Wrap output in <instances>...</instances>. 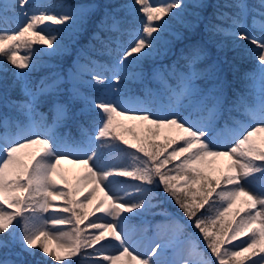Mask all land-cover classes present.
<instances>
[{
    "label": "snow or ice",
    "instance_id": "1",
    "mask_svg": "<svg viewBox=\"0 0 264 264\" xmlns=\"http://www.w3.org/2000/svg\"><path fill=\"white\" fill-rule=\"evenodd\" d=\"M28 4L29 0H12L0 7V24L9 22L10 11L16 14V8L21 10L18 14L21 19L15 30L0 27V72L6 71L5 64L13 65L17 70L14 76L16 81H22L21 89L25 96L23 100L6 102L5 106L15 109L16 116L0 115V249H11L17 243L20 248L18 252L8 253L14 254L17 259L6 256L0 258V264H42L40 260L23 258L24 253L35 257L37 250L45 259L53 257L61 264L82 250L84 258L88 259L90 254L87 249L93 248L106 237H114L121 251L118 255L104 256V260L117 264L124 257H130L133 264H148L168 246L156 244L147 259H142L133 254L134 249L129 250L128 242L121 235L123 230L117 231V223L127 218L122 214L142 209L146 205L154 206L150 196L152 188L148 187L153 185L163 186V191L175 200L191 221L190 226L199 230L206 242V249L210 250L211 255L206 258L205 251L200 249L196 241L189 240L186 258L182 259L181 264H214L213 257L215 264H264V192L254 194L241 183L244 181L254 185L259 180L264 186V35L257 38L246 30L245 21L252 11L246 0H225L223 4H217L214 18L221 23L214 20L205 27L213 35H231L257 45L253 54L258 61V68L255 72L245 74V79L252 81L245 85L247 91L237 93L229 105L225 69L219 63L198 67L206 59L207 51L203 46L193 44L186 55L181 54L191 71L180 76L177 87L171 89L169 104L162 112H152L144 108L141 101L118 96L111 90L86 97L82 95L79 85L83 75H91L97 85L109 79L115 82L126 79L129 67L139 65L141 60L158 51L160 32L167 27V22H159L170 13L176 15L173 9L186 7L184 0H162L158 4L154 0H133L124 7L129 15L135 16L139 6L138 10L144 17L142 26L128 32L133 37L128 47L120 51L117 45V59L112 68L96 65L89 57L86 64H77L67 77L60 72H53L41 78L35 86L30 85L27 77L38 66L39 52L43 49L35 50L34 57L33 45H47L53 52H60L65 47L61 37L41 25L51 22L64 25L65 30L76 28L84 23L91 6H78L49 14L47 8L26 10ZM192 6L205 5L195 3ZM256 15L260 19L254 16L253 25L264 33V0H259ZM107 19L106 16L101 21L102 29L121 31V20L112 15L109 25ZM94 38L99 39V34ZM22 47L29 50L28 56L18 54ZM105 47L110 46L106 44ZM97 68L101 71H97ZM25 69L29 71L25 72ZM121 70L126 74L124 77L120 75ZM109 71L113 73L111 77L104 74ZM164 71L156 75L162 77ZM197 80H203L205 87H199ZM16 81L12 87H15ZM68 84L71 86L66 88ZM77 101H83L84 107L76 110ZM44 103L49 105L52 113L51 125L44 123L47 117L38 111ZM181 108L189 109L188 114L184 115L179 110ZM224 112L229 114L231 123L226 121L223 129H217L216 121ZM233 112L243 119H237L232 115ZM94 113L100 117L99 122L95 120ZM80 116L87 118L95 133L89 135L88 128L81 123L84 139L73 148L66 138L56 135L55 130ZM117 118L147 122V135L142 137L134 126H124ZM41 126L45 128L42 133L37 131ZM165 130L175 135H167L163 141L157 140L156 137ZM125 132L132 133L139 142L128 140ZM118 142L132 149L131 152L122 149L131 162L126 167L101 164L100 149L104 146L119 147ZM220 142L230 144L227 151L216 150L214 145ZM37 145L40 147L36 152H23ZM79 154L87 157L78 161L87 169L84 179L91 180L95 185L84 197L87 204L77 199L76 194L81 191L79 185L75 189L69 186L67 191L60 187L61 182L67 181V176L60 169L61 161ZM223 158L228 161L226 167L219 169V175H214L218 170V162ZM89 161H93L100 170L95 171ZM169 164L174 166L169 168ZM173 172L176 174L172 175ZM116 176L132 177L140 182L132 185L141 197L137 202H132L133 198L127 192L125 203L119 202L125 197L113 190ZM102 185L108 187L113 195L105 192L103 198L94 204L96 198L93 194L97 190L103 191ZM217 188L220 190L217 191ZM213 193L216 194L215 200L212 198ZM66 196L70 197L67 200L69 206L62 211L68 215H53L50 218L42 215L48 212L53 201ZM241 197L244 198L242 201ZM217 202L219 206L213 207ZM238 202L242 204L241 207H236ZM205 205L213 214L202 213L198 216L197 213ZM97 212L102 213L103 217H96ZM90 216L95 219L89 220ZM101 218H110L111 222L97 223L96 220ZM84 221H89L87 228L99 230V234L94 232L88 235L86 229L80 227ZM66 225H71L70 231H51ZM185 227L177 220L174 231L179 235ZM53 235L57 241L63 240L64 243L50 247ZM241 237L246 239L231 248L226 247ZM95 251L102 254L103 248ZM153 264H161L160 259L154 260Z\"/></svg>",
    "mask_w": 264,
    "mask_h": 264
},
{
    "label": "trees",
    "instance_id": "2",
    "mask_svg": "<svg viewBox=\"0 0 264 264\" xmlns=\"http://www.w3.org/2000/svg\"><path fill=\"white\" fill-rule=\"evenodd\" d=\"M161 1V0H157ZM130 0H49V6L52 14L60 13L64 9L76 8L78 6H91L87 15L85 16L84 23L73 28L71 30H66L62 36L65 43L68 42L70 50L59 52L55 54H47L44 50L39 52V64L38 66L31 70L29 76L27 77L30 85L35 86L41 80V78L49 76L53 72H60L65 77L70 69L75 66L76 57L86 56L88 50H95L97 52H102L98 55L101 59L107 61V63L112 66L114 61L117 59L116 49L117 45L120 46V51L122 48L129 46L133 37L128 34L130 30H138L142 26L143 14L139 12V6H137V12L135 16L128 14L127 8L124 7L128 5ZM225 0H184L186 7L181 9H173L176 15L170 13L165 16L159 23L163 24L167 22V27L161 32V41L159 45V51L163 48L167 49L163 59H160L157 55H152L151 57L145 58L140 61V67L145 75V80H148L150 85L153 87L156 85L151 79L150 75L156 69L161 70L163 63H167L169 68L177 70V67L183 66L188 68L186 62L182 59L181 54H187L188 49L193 44H199L203 46L207 51V57L205 60L201 61L198 67H204L207 64L219 63L225 69L227 73L226 80V90L229 98V104L232 100L236 98L237 93H245L247 91L245 85L252 83V81L245 79L246 73L255 72L258 68V61L253 54L257 50V45L250 43L248 40L237 39L231 35L216 34L213 35L211 32L206 30V25L214 21V12L216 11L217 4H223ZM252 11L249 12L247 17V24L249 29L252 31V35L259 38L264 35L257 26L253 25V17L260 19L256 15V9L259 4V0H246ZM195 3H200L205 5L204 7H193ZM224 11L231 12L232 9H224ZM115 15L117 19L121 20L120 32H112L101 28V21L108 17L107 23L110 25L112 22L111 16ZM216 23H221L219 20H215ZM6 28L10 31L17 28V24L14 21L9 20L7 24H4ZM227 27L228 24L225 23ZM99 34V39L94 38ZM155 35V34H154ZM121 40V44H118L115 40ZM108 44L110 47H105ZM27 56L29 55V50L23 48ZM42 49L40 44L33 45V56L35 57V50ZM252 50V51H249ZM23 56V53H18ZM178 66H174L175 62ZM227 61V63H225ZM6 71L0 72V92L3 93V97L0 103V115H11L16 116L17 113L14 108L7 107L6 102L12 100H23L25 99L24 93L21 89L22 81H16L14 72L17 71L13 65L5 64ZM190 69V68H189ZM25 72L29 70L25 69ZM178 80V75L172 78L167 71H164L162 78V84L165 86L170 85L173 81ZM16 81L15 87H12L13 82ZM203 81V80H201ZM122 83L126 84L132 89L142 90V81H135L131 78H126L121 80ZM204 82V81H203ZM69 87V84L65 86ZM83 101H77L75 103L76 110H79ZM38 111L43 112L47 117V121L52 122V113L49 111V105L47 103L42 104ZM235 112L232 113L235 116ZM97 122H99L100 117L93 114ZM22 120L26 121L24 117ZM229 121V114L225 118ZM230 122V121H229ZM83 123L85 128H88L89 135H94L95 129L91 127L87 122V118L80 116L79 119L74 121H68L62 125L69 129V137L75 135L76 137L83 136L80 130V124ZM136 129V126H134ZM123 131V128H121ZM137 131V129H136ZM138 133V131H137ZM147 135V134H146ZM157 140H160L156 137ZM119 147L108 148L104 146L100 149L102 156L100 161L106 166L115 167H126L131 161L128 158L125 151L122 149H127L131 152L132 149L128 145H124L122 142H118ZM143 155L142 153H138ZM174 164H169L167 167L172 168ZM128 170H131L130 168ZM176 173L173 172L172 175ZM119 178L123 182V188L128 191L134 192L135 202H137L141 197L136 194L135 188L132 185L139 184L140 182L132 177H122ZM152 188V193H150L151 204L153 207H148L147 205L142 209H135L136 213L133 214L135 220H139L141 217L146 216L151 220L152 224L156 228L166 227L169 228L173 225V216L176 217L181 223H186L188 218L184 215L183 211L176 204L175 200L166 192L163 191V186H148ZM65 191L68 188L65 186ZM212 198L216 199V194H212ZM70 199L68 196L62 200L63 204H59L57 210L58 213L62 214L63 209L68 207L67 200ZM81 203L87 204L84 197L80 200ZM219 202H217L213 207H218ZM211 215L212 212L208 211V205L198 212L197 215L201 214ZM64 214V213H63ZM15 223V222H14ZM86 229V233L91 235L99 234L98 230L87 228V225L83 226ZM186 233H190V229L185 228ZM7 236V234H4ZM19 248L18 244H15L11 249H0V258L17 259L13 255H8L9 252L15 253ZM103 248V243H98L93 246V248L87 249V253L90 254L88 259H85V253L82 250L78 253V258L75 260V264H97L101 262L103 257L106 256L104 251L102 254H98L95 250ZM25 260H40L42 264H55V259L53 257H47L41 254L37 250V255L35 257L28 256L27 253L23 255Z\"/></svg>",
    "mask_w": 264,
    "mask_h": 264
},
{
    "label": "rangeland",
    "instance_id": "3",
    "mask_svg": "<svg viewBox=\"0 0 264 264\" xmlns=\"http://www.w3.org/2000/svg\"><path fill=\"white\" fill-rule=\"evenodd\" d=\"M12 0H0V7H2L3 4L5 3H11ZM133 0H130L129 4H131ZM156 4L162 2L154 0ZM128 4V5H129ZM47 8L49 10V14H52L49 6V0H29V4L26 6V10L32 9V10H43ZM21 10L19 8H16V14H13L11 11L8 13L11 21L16 22L17 24L19 23L21 17L18 15ZM112 23V22H111ZM110 23V24H111ZM0 27H5L4 24H0ZM41 27H45L50 29L51 31L55 32L59 37H61L62 43L64 44V50L60 52H64L67 50H70V46L67 43L63 41V34L66 31L64 25H57L53 24L51 22H46L45 25H41ZM245 28L248 32L252 34L251 29H249V26L247 24V21H245ZM71 30V29H68ZM47 35V32L44 33ZM118 43H121L119 40H117ZM55 44V42H54ZM42 49L49 53V54H54V53H59V52H53L52 49H49L47 45H40ZM124 49V48H123ZM20 52H25L23 49L20 50ZM167 52L166 48H163L162 51L155 52L154 54L159 56V58H163L164 54ZM102 53H98L94 50H91L86 56L77 58L75 67L77 64H86L87 58H91L95 62L96 65L103 66L105 68H112L107 61L104 59H101L98 55H101ZM27 56V55H24ZM131 59V58H130ZM177 61L175 62L174 66H178L176 64ZM74 67V68H75ZM73 68V69H74ZM73 69L69 70L72 71ZM161 70H167V72L170 74V76L175 77L178 75V80L177 81H172L170 85L165 86L162 83V77L157 76L156 73L160 72ZM161 70L156 69L153 71L150 75V78L155 82L157 85H154L153 87L150 85L148 80H145L144 73L139 65H133L127 69V77L131 78L132 80L135 81H142V90L139 91L137 89H132L128 87L126 84L120 82H115L111 79L105 80L104 84L102 85H97L95 81L92 79L91 75H83L81 77V83L79 85L80 91L83 96L86 97H94L97 96L98 94L106 91V90H111L115 93H117L118 96H124V97H131L134 98L138 101L142 102V106L147 109H151L152 112H162L166 110L167 105L169 104V98L171 96V89H175L178 85L180 76L184 73L190 72L191 69L183 67L182 65L177 67V70L169 68L167 63H164L163 67ZM97 71H101L100 68H97ZM68 72V74H69ZM108 77H111L113 73L111 71L104 73ZM140 74V75H137ZM120 75L124 77L126 74L123 70H121ZM160 83V84H159ZM197 85L201 88L205 87V82L201 80L196 81ZM71 86V85H70ZM91 91V92H89ZM2 94L0 93V100H1ZM186 103V102H185ZM230 105V104H229ZM84 107V102L81 105V108ZM184 115L188 114L189 109H179ZM227 114V112H224V114L216 121V128L217 129H223L225 122L224 121V115ZM237 119H243L242 116L236 115ZM118 121H122L124 126H136V129L138 133L143 137L147 134V127L148 124L145 121H130V120H124V118H117ZM37 120H39V117H37ZM27 121H25L26 123ZM47 125H51L52 122L45 121ZM231 123V122H229ZM38 132H44L45 128L43 126L39 127L37 129ZM56 135L66 138L69 143L73 146V148L77 147L79 143L82 141L81 139H75V137H66L67 132L61 129V126L56 128L55 130ZM125 137L132 141L133 143H137L139 141L135 140L133 138L132 133L130 132H125ZM167 135H175L174 132H169L168 130H165L161 133L158 139H165ZM46 138V137H44ZM84 139V137H83ZM23 142V140L21 141ZM216 150H221V151H227L228 147L230 144H225V143H217L214 145ZM40 146H33L30 149H25L23 152L26 153H34L37 151V149ZM175 147V146H174ZM171 151V149H169ZM27 159L28 157L25 156ZM87 157L83 154L79 155H71L67 159H64L61 161L60 164V169L64 172V174L67 176V181L66 182H61L60 187L64 190L65 186L69 188L71 186L72 189H75L77 185L80 186L81 191L76 194L77 199H81L84 196H87L89 191L95 186L94 183L91 180H85L84 177L87 175V169L86 167L79 163V160L86 159ZM101 164H103L100 161ZM228 161L226 158L221 159L218 162L217 168L218 170L213 173L214 175H219V169L225 168L227 165ZM89 165L93 167L95 171H99V168H96V166L93 164V161H89ZM104 165V164H103ZM115 184L113 185V190L119 194L121 197H125V199L120 200V203H125L127 197L125 193L127 192L132 196V202H134V195L133 192L126 191L123 188V183L120 181L118 176L115 177ZM242 184H244L246 190L253 192L254 194H261L264 192V186H262V182L259 180L257 181L256 184H247L244 181H241ZM103 187V191L97 190L93 195L95 196V201L93 203L95 204L98 202L101 198H103L104 193L108 192L109 195H113L112 191H109L108 187ZM230 187V186H229ZM220 189L218 188L217 191ZM52 191H55L54 189ZM70 198V197H69ZM91 198V197H90ZM65 197L61 200H56L53 201L48 209V212L42 213V215L45 218H50L53 215L60 216V215H68V213H58L57 210L59 208V204H63L62 200H64ZM115 199V197H114ZM244 198L241 197L240 200L242 201ZM242 204L240 202L237 203L236 207H241ZM134 211V209H133ZM125 213L122 214L126 216V219L120 220L117 223V231H121V235L125 237L126 241L129 244V250L133 251L134 249V255L140 256L142 259H147V257L151 254L153 248H155L156 244H161V245H167L168 247L162 252L158 253L156 257H153L152 260H149L148 264H153V261L156 259H160L161 264H170V262L175 261L176 264H181L182 259L186 258V248L188 247V241L189 240H195L196 243L199 245L200 249L205 251L206 253V258L207 256L211 255L210 250L206 249L205 247V241L202 239V235L199 233V230L190 226L191 221H187L185 224L187 229H190V233H186V230L184 228L183 232L177 235V233L174 231L175 227V222L178 220L176 217L173 218V225L172 227L169 228H152V225L150 224L149 221H147L146 218H143L142 220H134L132 218V213ZM244 213L242 212L241 215ZM96 217H103V214L100 212L96 213ZM95 217L90 216L89 220H93ZM101 224L111 222L110 218H101L98 219ZM179 221V220H178ZM89 222V221H87ZM181 223V222H180ZM81 226V225H80ZM71 230V225H66V226H58L57 228L52 229L51 231L53 233L57 231H70ZM83 235V234H82ZM246 239L245 237H241L237 241H233L232 245H226V247H232L233 245L239 244L241 241ZM100 242H104L103 245V250L107 256L111 255H118L119 252L121 251V248L119 246V243L115 241L114 237H106L105 240H102ZM57 243H64L63 240L57 241L55 239V235L52 236V239L50 241V247L54 246ZM233 250H238V248H233ZM20 251V250H19ZM17 252V251H16ZM214 264H215V258L213 257ZM55 264H61V262L55 261ZM64 264H74L72 261V257L68 258ZM97 264H111L110 261L102 260L101 262H97ZM117 264H133L131 261L130 257H124L122 261L117 262Z\"/></svg>",
    "mask_w": 264,
    "mask_h": 264
}]
</instances>
